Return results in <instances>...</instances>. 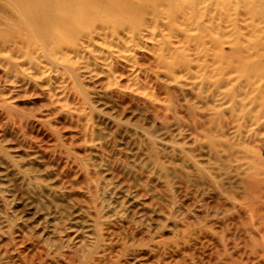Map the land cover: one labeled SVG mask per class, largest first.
I'll use <instances>...</instances> for the list:
<instances>
[{
  "label": "rangeland",
  "instance_id": "rangeland-1",
  "mask_svg": "<svg viewBox=\"0 0 264 264\" xmlns=\"http://www.w3.org/2000/svg\"><path fill=\"white\" fill-rule=\"evenodd\" d=\"M0 264H264V0H0Z\"/></svg>",
  "mask_w": 264,
  "mask_h": 264
},
{
  "label": "bare ground",
  "instance_id": "bare-ground-1",
  "mask_svg": "<svg viewBox=\"0 0 264 264\" xmlns=\"http://www.w3.org/2000/svg\"><path fill=\"white\" fill-rule=\"evenodd\" d=\"M77 10H78L79 12H81V7H78ZM55 23H56V22H55ZM58 24H59V23H58Z\"/></svg>",
  "mask_w": 264,
  "mask_h": 264
}]
</instances>
